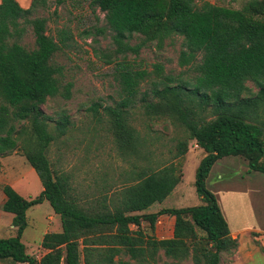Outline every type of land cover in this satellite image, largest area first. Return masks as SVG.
Segmentation results:
<instances>
[{
	"label": "trees",
	"instance_id": "1",
	"mask_svg": "<svg viewBox=\"0 0 264 264\" xmlns=\"http://www.w3.org/2000/svg\"><path fill=\"white\" fill-rule=\"evenodd\" d=\"M46 1L32 0L22 9L14 0H0V157L19 142L41 186L32 199L22 198L8 185L1 187V211L11 215L15 233L0 238V263L152 264L160 251L169 264L188 258L192 264H218L220 253L234 250L236 241L229 236L214 195L205 188L212 165L237 157L248 171L264 175V0H248L239 9L207 2L197 7L194 0H88L89 8L103 13L111 32L112 49L101 59L114 63L116 100L102 111L118 148L136 152L139 139L127 120L130 111L140 108L145 117L167 119L186 132V139L176 144L175 158L186 153L187 141L204 153L193 182L202 205L141 215L134 213L161 203L180 182L179 164L137 173L133 183L111 194L107 205L89 211L76 205L66 179L49 168L43 154L54 139L49 122L52 132L61 136L66 117L51 121L39 106L57 95L68 98L70 84L61 85L62 67L52 59L70 46L72 36L59 29L52 38L45 34L44 19H28ZM25 25L33 34L31 50L17 43ZM133 36H139L138 42L129 45ZM172 37L181 39L177 65L194 67L191 81L164 75L157 63L147 73L125 60L126 54L136 56L148 44L160 48ZM144 81L148 86L141 91ZM246 83L257 92L248 94ZM13 123L24 125L16 130ZM43 201L58 216L60 231L42 235L44 254L35 259L25 252L20 237L25 212ZM160 215L173 217L170 238L157 240L140 232L145 222L152 233Z\"/></svg>",
	"mask_w": 264,
	"mask_h": 264
},
{
	"label": "rangeland",
	"instance_id": "2",
	"mask_svg": "<svg viewBox=\"0 0 264 264\" xmlns=\"http://www.w3.org/2000/svg\"><path fill=\"white\" fill-rule=\"evenodd\" d=\"M246 1L194 0V5L198 7L207 2L239 9ZM34 18L45 20V34L52 38L59 29L68 30L72 36L70 46L56 52L52 59L53 63L62 67L61 85L70 84L68 98L59 95L47 98L39 108L51 121L61 115L66 117L61 136L52 132L53 124L49 122L54 139L43 154L52 174L66 179L67 193L76 205L85 211L99 208L102 203L107 205L111 194L133 183L137 173L153 171L170 162L180 165L182 180L178 190L169 194L162 206L152 204V209L159 211L161 207L178 209L202 205L203 202L195 194L193 182L203 153L193 141H187L186 153L175 158L176 144L187 136L181 127L164 118H147L140 108L134 109L130 111L127 123L139 139L136 152L118 148L109 118L102 111L116 100V86L112 79L114 63L105 64L101 59V55L112 49L111 32L103 13L89 8L88 0H47L44 8L37 6L28 17ZM261 19L264 21V17ZM138 38H129V45L137 43ZM180 42L179 37H172L165 40L160 48L148 44L139 49L136 56L126 54L125 60L147 73L157 63L164 75L191 81L195 75L194 67L177 65ZM17 43L27 50L34 48L30 26H24ZM152 78L153 75L150 76ZM146 81L141 83V91L147 89ZM246 87L248 94L257 92L251 83H246ZM13 124L16 130L24 125ZM18 146L19 142L15 149L0 157V238L15 233L10 226L11 215L1 211V187L10 186L24 199H32L41 191L36 174L26 163ZM214 165L205 180V188L214 195L236 241L234 250L220 253L218 264H264V175L248 171L245 161L237 157H226L217 166ZM25 221L20 242L28 255L38 259L44 254L40 247L42 235L59 232V218L43 201L27 209ZM129 228L136 230L132 225ZM138 229L146 236H153L145 222H141ZM154 260L152 264L170 263L160 251ZM0 264L13 263L5 261ZM180 264L192 263L188 258Z\"/></svg>",
	"mask_w": 264,
	"mask_h": 264
},
{
	"label": "crops",
	"instance_id": "3",
	"mask_svg": "<svg viewBox=\"0 0 264 264\" xmlns=\"http://www.w3.org/2000/svg\"><path fill=\"white\" fill-rule=\"evenodd\" d=\"M14 1L18 4V6L20 8L27 9L29 7V5H30L32 0H14ZM202 153H203V151H202ZM203 155H204V153H203ZM224 158H226V157H224ZM224 158H222V159H224ZM222 159H220V160H222ZM220 160H218L215 163L216 166H217V164L220 163ZM210 171H211V169H210ZM210 171H209L208 174H210ZM212 172H213V170H212ZM181 180H182V175H181ZM181 180H180V182H181ZM180 182L174 187V189L171 191L170 194H173L174 192H176L178 190V186H179ZM166 198H168V196ZM166 198L164 200H166ZM164 200L161 203L154 204L153 206H162L161 204H163ZM148 208H149L148 211L138 212V213H134V214H138V215H141V214H154L158 210V209L157 210L152 209L153 208L152 206H149ZM161 208L162 209H170V208H164V207H161ZM161 208H159V210H161ZM225 209H226V207H225ZM225 213H226L227 216H229L228 210H226ZM223 218H224V220H225V222L227 224V221H226L224 216H223ZM161 222H163V223H161ZM158 224H159V226H157ZM172 225H173V217L172 216H169V215H160V216H158L156 218L155 224L153 226V237L156 238L157 240L170 238L171 235H172ZM227 226H228V224H227ZM228 230H229V236L233 239L234 237L232 236V232L230 231L229 226H228Z\"/></svg>",
	"mask_w": 264,
	"mask_h": 264
}]
</instances>
